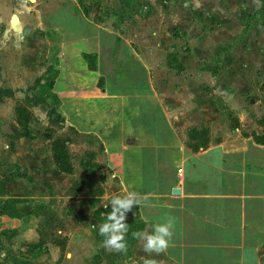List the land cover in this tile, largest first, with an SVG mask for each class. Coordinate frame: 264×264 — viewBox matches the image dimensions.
Here are the masks:
<instances>
[{
    "label": "crops",
    "instance_id": "0c3cea01",
    "mask_svg": "<svg viewBox=\"0 0 264 264\" xmlns=\"http://www.w3.org/2000/svg\"><path fill=\"white\" fill-rule=\"evenodd\" d=\"M11 1L3 0L5 7ZM21 1L25 2L17 0L15 6H21ZM257 1L258 8L248 16L261 10L262 2ZM50 13L55 11H48L47 17H53ZM57 13L56 19L42 26L62 30L65 39L72 33H97V68L92 70L85 60L81 63L86 72L83 84L65 83L58 76L48 103L31 109L32 137L24 136L17 119L13 122L6 107L0 105V264H71L77 260L81 264L96 243L91 230L98 225L93 202L97 199L111 208L110 199L125 189L136 192L142 201V207L134 206L128 213L130 221L141 224L140 232L150 233L155 223L168 216L175 218L169 247L161 253H148L144 241L137 238L133 264H145L146 260L153 264H264L263 101L244 96L243 88L218 85V77L209 67L200 66L191 76L187 73L190 66L180 59L181 72L169 76L173 80L161 95L152 86L150 72L138 76L143 82L138 88L132 86L124 93L120 78L125 76L111 56L115 47L110 41H101L107 30L101 26L97 32L98 27L64 5ZM13 19L21 23L18 15ZM77 21L81 24L75 25ZM241 25L243 32L244 22ZM138 63L150 71L145 59ZM239 63L231 66L239 64L244 77H238L246 83V73L252 68ZM48 69L49 63L39 52L35 55V83ZM185 73L199 85L207 78V85L225 107L212 103V94L200 101L193 84H179ZM5 78L9 82L2 83L16 94L24 92L34 79L28 75ZM89 78L93 79L91 87ZM95 78L104 79L102 89ZM54 96L61 102L55 104ZM52 108L65 118L68 127L97 138L81 140L76 146L95 153L94 162L101 166L95 180L104 188L103 195L96 196L87 187L74 190L86 176L81 164L84 158L78 165L72 161V173L62 171L56 163L53 142L57 133L49 117ZM232 111L239 116L237 122ZM67 145L71 148L74 143ZM113 174L117 179L107 180ZM9 200L17 201L15 208L22 216L10 213ZM49 212L57 213L66 228L53 229L45 237ZM73 224L75 230H71ZM55 236L67 238V249L73 241L77 248L64 256Z\"/></svg>",
    "mask_w": 264,
    "mask_h": 264
},
{
    "label": "rangeland",
    "instance_id": "374dc122",
    "mask_svg": "<svg viewBox=\"0 0 264 264\" xmlns=\"http://www.w3.org/2000/svg\"><path fill=\"white\" fill-rule=\"evenodd\" d=\"M24 1H21V6H15L17 0H12V4L5 7L3 0H0L1 87H9L2 83V81L9 82L5 78L6 75L9 77L28 75L30 79L34 78L30 85L23 89L24 92H18L13 99L6 97L0 102V105L6 107L13 122L17 119L16 106L22 101L28 104L26 95L35 94V91H29V87L32 88L35 85L36 54L40 52L43 61L49 63V67L54 68L49 72L50 78L57 73L62 76L65 83H86L85 76H83L86 72L81 70V63L85 60L89 68L97 63L95 53V48L99 45L97 33L88 34V36L84 33H72L69 35L70 39H65V33L62 30L46 29L42 26L46 25L45 22L48 20L57 18V9L62 5L71 8L77 16H82V20L98 27L95 28L97 32L100 31L101 26L107 30L108 34L105 33L107 35L105 38L102 36L101 41H110L115 47L111 50L113 51L111 56L119 62V73L125 76L120 78V89L124 90V93L132 86L138 88L139 83H143L138 80V76L143 77L144 73L150 72L152 86L155 92L161 95L169 87L167 83L173 80L169 76L177 71L181 72L178 63L180 59L190 66V71L187 73L191 76L197 73L200 66L206 69L209 67L217 75L218 85L230 84L235 86L233 89L243 88L244 96L247 95L249 99L262 100L264 103V65L261 64L264 62V29L260 28V18L248 16L258 8L257 0ZM52 10L55 11V13H50L53 17H47L46 13ZM15 15L21 18V23L17 22V17H14L17 21L13 19ZM242 22H244L243 32ZM74 24L80 25L81 22L77 21ZM26 28H34V30L26 31ZM67 40L70 41L67 43ZM87 51L90 53H86ZM141 58L147 61L150 71H146L138 63ZM236 61L245 62L249 68H252L246 73L248 75L245 79L246 83L238 77V75L244 77V72L240 71L238 66L240 63L236 67L231 66V63H236ZM194 69H196L195 72ZM206 80L207 78H204V83L199 85L185 73L184 80L182 82L179 80V84L181 83L184 87H187L189 83L193 84L195 94L201 95L200 101L203 100V96L207 98L206 96L212 94L209 100L215 105L225 107L221 97L213 92L207 85L209 81ZM43 83L46 81L43 80ZM87 83L88 87H91L93 79L89 78ZM95 83L101 89L105 85L102 78L98 81L95 78ZM44 90L45 88L40 87V91ZM59 101L61 102V99L58 96L55 104ZM263 103L259 107L263 106ZM11 109H13V114H11ZM232 117L235 122L239 120L236 111H232ZM53 128L58 134H54L56 138H68L71 143H74L69 148L70 158L74 160V163L78 165L82 158L89 159L87 154L90 151L85 152L76 144L81 140L88 142L96 140L95 135L83 136L78 130L66 124L64 127L56 124ZM93 204L97 207L95 217L98 225L91 230L96 243L89 257L81 264H133V249L137 241L134 233L139 232L141 224L130 221L127 215L129 231L126 234V251L106 249L103 246L104 237L99 234V226L105 222L112 209L105 208L97 199ZM73 228L76 229L75 224L71 230ZM43 230L45 237L49 236L52 230L51 225L44 227ZM70 239L72 242L71 237ZM76 248L77 244L73 241L70 249H65L64 256ZM71 264H80V262L77 260Z\"/></svg>",
    "mask_w": 264,
    "mask_h": 264
},
{
    "label": "trees",
    "instance_id": "16d2710c",
    "mask_svg": "<svg viewBox=\"0 0 264 264\" xmlns=\"http://www.w3.org/2000/svg\"><path fill=\"white\" fill-rule=\"evenodd\" d=\"M260 1L262 2L261 10H259L254 15H250L249 17L260 18L261 24L264 26V0H260ZM96 68H97V63L91 69L95 70ZM53 69L54 68L50 66L45 77L43 76L42 78L38 79L34 87L32 88L29 87V91H35V94L27 95L26 100L28 104L21 103L16 107V114L18 116L17 121L23 128L24 136L32 137V130L30 124L34 122V118L31 109L33 107L48 103V98L51 93V90L54 88L56 80L59 76L57 73H55V76H53V78H50L49 72L52 71ZM43 80L46 81V83H43ZM40 87L45 88V90L40 91ZM15 94L16 92L11 88L0 87V102L6 97H14ZM54 98L57 99L56 96H54ZM49 117H50L51 127L52 126L54 127L56 124L60 125L61 127H64L65 118L60 113H58L56 108H52L49 111ZM262 123L264 125V119ZM71 128L75 129L74 127ZM203 132L206 133L205 130H203ZM262 137L264 140V136ZM68 142H70L68 138L67 139H63L61 137L57 138L53 142V151H54L55 161L58 164L59 168L64 172L72 173L74 170V166L70 158L69 147L67 145ZM87 156L89 157V159H83L81 161V164L86 171V176L75 184L74 190L78 192L81 189H83V187H87L93 189L94 195L101 196L104 193V188L102 187L101 183H98L95 180L96 172L101 168V166L98 163L94 162V159L96 157L95 153H88ZM15 204H17L16 200L7 201V207L10 209V213L14 216H22L16 211ZM48 218H49L48 225L49 226L51 225L52 230L57 228L62 230L65 229V222L63 221V219L59 217L57 213L49 212ZM141 229L139 230V232L141 231ZM55 243L61 247L62 251H65L68 240L64 236H60V237L55 236Z\"/></svg>",
    "mask_w": 264,
    "mask_h": 264
},
{
    "label": "clouds",
    "instance_id": "9594fccd",
    "mask_svg": "<svg viewBox=\"0 0 264 264\" xmlns=\"http://www.w3.org/2000/svg\"><path fill=\"white\" fill-rule=\"evenodd\" d=\"M116 179V175L113 174L107 180L115 181ZM109 202L112 211L107 215L105 222L99 226V234L104 237L103 246L109 250L126 251V234L129 231L127 215L134 206L142 207V201L136 192L125 189L122 194L112 197ZM174 225L175 218L168 216L163 222L155 223L152 232H136L134 235L144 241L145 252L161 253L171 243ZM145 264H153V262L146 260Z\"/></svg>",
    "mask_w": 264,
    "mask_h": 264
}]
</instances>
